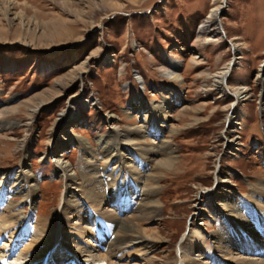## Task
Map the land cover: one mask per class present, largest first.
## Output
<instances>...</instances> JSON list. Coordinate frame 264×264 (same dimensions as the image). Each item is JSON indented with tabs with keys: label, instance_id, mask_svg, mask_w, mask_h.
<instances>
[{
	"label": "rangeland",
	"instance_id": "374dc122",
	"mask_svg": "<svg viewBox=\"0 0 264 264\" xmlns=\"http://www.w3.org/2000/svg\"><path fill=\"white\" fill-rule=\"evenodd\" d=\"M205 25L215 29L219 42L203 33ZM174 62L180 63L176 81L165 74ZM229 65L230 90L222 93L215 76ZM261 69L264 0H0V120L18 124L0 132V177L17 169L30 150L28 168L38 187L31 202L23 204L25 217L56 222L67 183L56 172L51 153L65 139L64 132L84 138L95 151L100 137L114 128L126 131L154 117L138 108L176 100L174 108L157 110L168 118L163 139L172 140L181 165L161 180L162 215L140 225L158 233L160 243L147 257L154 264H178L188 235L190 244L197 243L196 235L204 242L203 252L188 256L209 260L213 234L222 226L215 205L227 201L217 176L231 180L242 197L264 180V82L257 79ZM241 87L246 93L238 103L232 90ZM67 114L83 122L70 126ZM231 117L233 151L227 149ZM159 141L148 134L139 143ZM67 144L57 153L83 184L85 151ZM97 160L106 166V160ZM214 191L220 197L213 201ZM109 208L114 207L91 209L103 213ZM68 222L89 226L76 215ZM244 240L246 246L238 240L241 249L232 256L245 261L260 257L251 246L254 242ZM84 245L90 249L95 244L80 247ZM60 247L69 264H93L86 253L76 257L64 244ZM18 256L0 254V262L20 264ZM136 258L125 256L122 264L147 263Z\"/></svg>",
	"mask_w": 264,
	"mask_h": 264
},
{
	"label": "bare ground",
	"instance_id": "6f19581e",
	"mask_svg": "<svg viewBox=\"0 0 264 264\" xmlns=\"http://www.w3.org/2000/svg\"><path fill=\"white\" fill-rule=\"evenodd\" d=\"M224 5L225 3L222 2L216 8L214 11L216 16ZM7 10L8 8L6 12ZM209 27L205 25L201 29L210 41L217 42L215 29ZM238 40V37L232 40L235 47L238 45L235 41ZM171 65L172 70L165 74L173 81L179 80L177 69L180 63L174 62ZM263 71L261 69L257 76L260 82H264ZM231 73L232 69L229 65L215 76L216 87L222 93L230 90L227 81ZM262 91L264 92V88ZM232 92L236 101L240 103L246 89L241 87ZM164 102L165 104L151 105L148 108L144 106L138 108L140 113L149 111L154 117L126 131L114 128L115 130L107 137H100V146L95 151L84 138H74L64 132L65 139L58 141L55 150L51 153V158L56 163V172L67 183L65 189L67 193L62 199L63 209L56 222L25 217L23 204L31 202L38 187L37 178L29 172L28 157L31 152L28 150L17 169L4 173L0 177L2 183L0 187V254L9 256L18 253L17 261H22L20 264L32 262L35 264H69L70 258L67 253L61 254L60 252V246L64 244L66 248L68 247L75 253L76 257H81V254L86 253L88 260L93 264L104 262L122 264L125 256L131 258L136 256V260L144 257L146 264H154V259L147 257L157 249L160 239L158 233L151 231L149 233L141 227L140 222L162 215V206L158 198L161 180L165 172H172L181 165L177 164V151L173 147L172 140L163 139L164 127L167 125L168 118L160 115L162 113L157 110L158 107H161L162 112L164 108H174L178 101ZM66 122L70 126L75 123L78 125L83 122V119L67 114ZM229 124L227 149L233 151L235 142L230 140L234 136L233 117L229 120ZM14 126L18 124L13 121L0 120V132L6 128L13 129ZM170 133L173 138L175 131L171 129ZM148 134L159 136L160 141L154 142L156 145L140 144L139 141ZM67 143H76L85 151L86 167L81 172L84 179L83 184L76 182L74 169L62 158V155L57 153L58 149L67 147ZM98 157L106 160L105 167L97 162ZM216 183L220 190L225 191L227 201L220 200L215 205L217 213L222 218V226L213 234L214 255L211 254L209 260L202 262L190 258L188 255L204 251V242L201 236L196 235L194 237L197 243L190 244L188 241L192 235H188L185 246L180 248L182 253L178 264H264V256H262L264 251V180L252 185L250 193L244 197L235 193L231 180L217 176ZM215 192L211 193L213 201L220 197L218 192ZM16 198H21L22 201H17ZM103 204L108 207L113 205L114 208H109L103 213L91 209L100 208ZM70 215H76L80 221H88L89 226L71 225L68 222ZM89 221L93 223L89 224ZM108 234L109 238H107ZM246 237L250 239V244L254 242L255 245L251 244L255 249L254 252H258V256L261 254L252 261L232 256L235 254L234 251L241 249L238 240L242 239L243 247L246 246L244 240ZM87 242H94L95 245L88 247L90 249H87L86 245L80 247V244H87ZM55 246L58 249L51 254ZM224 258L227 259L225 263L221 261ZM0 264H5V260H2Z\"/></svg>",
	"mask_w": 264,
	"mask_h": 264
},
{
	"label": "water",
	"instance_id": "95a60500",
	"mask_svg": "<svg viewBox=\"0 0 264 264\" xmlns=\"http://www.w3.org/2000/svg\"><path fill=\"white\" fill-rule=\"evenodd\" d=\"M221 14V11H220V13H219V15ZM221 25V24H220ZM222 32H223V34L225 35V32L223 31V29H222Z\"/></svg>",
	"mask_w": 264,
	"mask_h": 264
}]
</instances>
